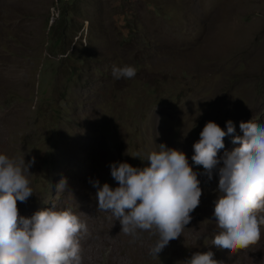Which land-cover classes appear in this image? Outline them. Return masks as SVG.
<instances>
[{
	"label": "rangeland",
	"instance_id": "rangeland-1",
	"mask_svg": "<svg viewBox=\"0 0 264 264\" xmlns=\"http://www.w3.org/2000/svg\"><path fill=\"white\" fill-rule=\"evenodd\" d=\"M125 65L135 77L115 79ZM229 120L218 157L239 147L241 122L264 124V0H0V154L35 160L18 213L71 210L87 226L82 264H184L207 251L264 264V224L247 249L212 245L218 180L191 160L205 124ZM161 143L186 155L202 195L154 258L158 235L120 232L92 182L118 187L109 165L146 167Z\"/></svg>",
	"mask_w": 264,
	"mask_h": 264
},
{
	"label": "clouds",
	"instance_id": "clouds-1",
	"mask_svg": "<svg viewBox=\"0 0 264 264\" xmlns=\"http://www.w3.org/2000/svg\"><path fill=\"white\" fill-rule=\"evenodd\" d=\"M112 76L131 79L132 66H113ZM226 131L215 122L205 124L199 140L192 145L191 160L202 166L203 175L218 176L213 216L218 229L212 241L217 248L234 252L247 249L260 239L264 224V124L241 122L242 137L231 152L218 157L224 139L233 135L235 126L226 121ZM158 152L147 154L148 166L128 163L109 165L111 177L118 183L92 182L96 189L98 210L110 212L119 220L124 235L137 239L141 233L158 235L150 254H158L170 241L181 236L200 203L202 190L197 173L186 155L161 143ZM138 152L133 158H141ZM142 160V161H143ZM34 158H9L0 154V264H82L80 237L87 226L71 210L47 208L30 218L20 216L17 201L33 195L27 179ZM222 165V166H221ZM65 181L58 188L63 189ZM184 264H218L212 251L196 252Z\"/></svg>",
	"mask_w": 264,
	"mask_h": 264
},
{
	"label": "water",
	"instance_id": "water-1",
	"mask_svg": "<svg viewBox=\"0 0 264 264\" xmlns=\"http://www.w3.org/2000/svg\"><path fill=\"white\" fill-rule=\"evenodd\" d=\"M213 175H214V177L218 180V176H217V174H216L215 171L213 172Z\"/></svg>",
	"mask_w": 264,
	"mask_h": 264
},
{
	"label": "bare ground",
	"instance_id": "bare-ground-1",
	"mask_svg": "<svg viewBox=\"0 0 264 264\" xmlns=\"http://www.w3.org/2000/svg\"><path fill=\"white\" fill-rule=\"evenodd\" d=\"M108 230V229H107ZM91 240L93 241V236H92V233H91V236H90ZM86 239V238H85ZM86 241V240H85ZM90 241V240H89ZM87 245V244H86Z\"/></svg>",
	"mask_w": 264,
	"mask_h": 264
}]
</instances>
